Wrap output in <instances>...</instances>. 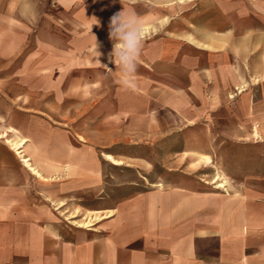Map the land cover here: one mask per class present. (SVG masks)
Returning a JSON list of instances; mask_svg holds the SVG:
<instances>
[{
    "label": "crops",
    "instance_id": "1",
    "mask_svg": "<svg viewBox=\"0 0 264 264\" xmlns=\"http://www.w3.org/2000/svg\"><path fill=\"white\" fill-rule=\"evenodd\" d=\"M123 10L145 29L128 90ZM10 59L41 77L0 88V264H264V0H0Z\"/></svg>",
    "mask_w": 264,
    "mask_h": 264
},
{
    "label": "clouds",
    "instance_id": "2",
    "mask_svg": "<svg viewBox=\"0 0 264 264\" xmlns=\"http://www.w3.org/2000/svg\"><path fill=\"white\" fill-rule=\"evenodd\" d=\"M144 37L145 29L142 21L134 13L123 10L111 17L109 39L113 42V49L109 53V59L118 69L119 83L126 90L136 87L134 76L142 52ZM97 48L98 44L96 43V51Z\"/></svg>",
    "mask_w": 264,
    "mask_h": 264
},
{
    "label": "rangeland",
    "instance_id": "3",
    "mask_svg": "<svg viewBox=\"0 0 264 264\" xmlns=\"http://www.w3.org/2000/svg\"><path fill=\"white\" fill-rule=\"evenodd\" d=\"M33 70V60L31 59H10L7 63H1L0 62V88L1 87H9L11 90L12 89H16L18 87H21V86H31V87H36V86H39L40 85V80H39V77H41L40 74H35ZM24 74L27 75V77H31L30 79L29 78H26V80H22V82L20 83L19 80H18V77L19 76H23ZM49 75V74H47ZM6 77L4 80H1L2 77ZM25 77V76H23ZM11 99L13 98L12 96L10 97ZM26 100H29V101H37L39 102L40 99H41V96L40 95H30V96H25ZM14 104H17V101L16 102H13ZM12 104V103H11ZM169 150L171 152L175 151L176 150V146H170ZM139 151L141 152L142 155H146L148 154L147 152H149L150 150L149 149H146V148H143V149H139ZM218 151L222 152V151H233V152H240V148L236 147V146H232V145H224V144H219L218 145ZM251 154H255V155H260V157L264 156V149L262 148H259V149H251L250 150ZM209 163L208 159L205 158L204 159V162ZM172 162V161H170ZM176 164L178 163V161H174ZM225 160H217V161H214L213 163V169L214 171H217L218 173H216V180L217 183H222V185L224 186L225 182H227L226 178H225V175H224V171H223V165L222 164H225ZM126 163L128 164H132L133 161H126ZM121 167H124V166H121ZM154 172L157 173V172H160V165L159 164H156L154 165ZM214 176V177H215ZM213 177V178H214ZM90 213H86V215H89ZM85 215V216H86ZM76 217V216H75ZM83 218L81 219H76V218H73L72 220H76L75 222H78V223H81V222H84V220H82ZM74 224V223H73ZM77 225V224H75Z\"/></svg>",
    "mask_w": 264,
    "mask_h": 264
},
{
    "label": "bare ground",
    "instance_id": "4",
    "mask_svg": "<svg viewBox=\"0 0 264 264\" xmlns=\"http://www.w3.org/2000/svg\"><path fill=\"white\" fill-rule=\"evenodd\" d=\"M97 218H98V214L94 213V216H89L84 222H81V223L74 222V224H77V226H81V227H87L91 224V222L94 219H97Z\"/></svg>",
    "mask_w": 264,
    "mask_h": 264
}]
</instances>
